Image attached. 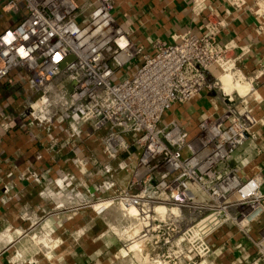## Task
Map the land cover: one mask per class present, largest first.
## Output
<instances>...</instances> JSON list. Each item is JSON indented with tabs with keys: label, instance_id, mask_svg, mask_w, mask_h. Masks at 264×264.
I'll return each mask as SVG.
<instances>
[{
	"label": "built area",
	"instance_id": "1",
	"mask_svg": "<svg viewBox=\"0 0 264 264\" xmlns=\"http://www.w3.org/2000/svg\"><path fill=\"white\" fill-rule=\"evenodd\" d=\"M224 1L232 7L246 2ZM250 1L260 26L264 0ZM112 2L94 0L79 8L74 0H0V82L24 88L22 113L30 120L49 124L65 114L75 136L84 124L85 137L100 132L107 158L101 170L110 176L98 187L113 191L89 203L66 192L67 202L76 198L96 214L117 204L148 237L151 264H194L208 254L214 232L229 225L246 234L264 213L260 176L241 177L229 163L252 123L233 110L232 99L225 97L223 111L189 128L164 119L172 104L210 88L211 68L244 82L234 42L216 38L225 25L218 19L204 24V34L186 31L172 41L154 40L144 50L117 23ZM204 2L193 0V11H202ZM130 148L136 157L125 187L118 189L111 161ZM73 163L84 168L88 160L74 156ZM258 231L247 264H264V221Z\"/></svg>",
	"mask_w": 264,
	"mask_h": 264
},
{
	"label": "crops",
	"instance_id": "2",
	"mask_svg": "<svg viewBox=\"0 0 264 264\" xmlns=\"http://www.w3.org/2000/svg\"><path fill=\"white\" fill-rule=\"evenodd\" d=\"M192 1L113 0L111 11L131 40L145 49L154 40L172 41L186 31L204 34L206 22L222 19L225 25L216 38L234 42L236 67L245 78L241 85H248L243 94L235 91L231 106L252 121L229 163L238 167L241 177L257 173L264 193V22L258 26L260 18L250 0L238 7L205 0L199 13ZM74 2L81 8L94 0ZM216 71L211 68L206 77L213 80ZM6 81L0 82V264H144L152 251L139 224L133 225L117 206L96 214L89 205H77L76 198L67 202L64 197L66 192L78 193L89 203L112 193L98 187L110 176L101 170L107 158L101 153L100 132L85 137L89 125L84 124L82 134L75 136L65 114L49 124L30 120L22 113L24 88ZM211 93L204 90L186 103L172 104L173 112L168 110L165 118L189 128L199 119L215 117L227 101ZM136 153L130 148L111 161L118 189L125 187ZM74 156L86 158L88 164L78 168ZM263 221L264 213L247 226L246 234L223 226L210 236L208 254L194 264H247L255 255L251 239ZM34 230L45 244L30 237Z\"/></svg>",
	"mask_w": 264,
	"mask_h": 264
},
{
	"label": "bare ground",
	"instance_id": "3",
	"mask_svg": "<svg viewBox=\"0 0 264 264\" xmlns=\"http://www.w3.org/2000/svg\"><path fill=\"white\" fill-rule=\"evenodd\" d=\"M228 76H232V74L230 72H221L220 73V79L218 78V81L220 83V89L222 90V92H224L225 94L231 93L232 90L237 91L239 94H243L247 91L248 89V85L246 84H242L240 82H238L237 80L233 79V87L231 86V82H230V78ZM106 202H102L100 205L98 206H102L105 205ZM94 208H97L98 206H96V204H94ZM124 209L128 212V214H134L135 210L132 206H126L124 207ZM157 211L162 213L163 212V208H157ZM136 232V231H135ZM134 232V233H135ZM136 235V234H135ZM37 242H42V240H39ZM138 247V246H137ZM140 248V247H139Z\"/></svg>",
	"mask_w": 264,
	"mask_h": 264
},
{
	"label": "rangeland",
	"instance_id": "4",
	"mask_svg": "<svg viewBox=\"0 0 264 264\" xmlns=\"http://www.w3.org/2000/svg\"><path fill=\"white\" fill-rule=\"evenodd\" d=\"M144 50H145V48H143ZM216 74H215V76L216 77H218L217 75L218 74H220L221 72H218V71H216L215 72ZM229 78H230V82H231V86L233 87V85H234V83H233V78L231 77V76H228ZM212 82V83H211ZM220 87V83H219V81H218V79H213V80H211L210 81V88H208V89H205L206 91H211L212 93H214L219 99L220 98H222V97H226V98H228V99H235V91L234 90H232L231 91V96H229L228 94H225L224 92H222L221 91V89L219 88ZM205 91V92H206ZM211 93V94H212ZM213 94V95H214ZM230 94V93H229ZM169 111H171V110H169ZM173 111H171V113H172ZM167 113H169V112H167ZM168 115V114H167ZM165 117V116H164ZM164 119H166V118H164ZM187 130H189V131H191V128L190 129H187ZM110 206H117L118 208H119V205H115V204H113V205H110ZM114 228V227H113ZM138 229V228H137ZM113 231H115V232H118V228H114V229H112ZM38 235H40V234H38V231H36V230H34V231H32V232H30V237H32L33 238V240H36V241H39V240H42L43 238H41V236H39L38 237ZM45 240H43V243L42 244H45V242H44ZM41 244V243H40ZM144 264H151V262H150V260H148V257L146 258V257H144ZM154 264V263H153Z\"/></svg>",
	"mask_w": 264,
	"mask_h": 264
},
{
	"label": "water",
	"instance_id": "5",
	"mask_svg": "<svg viewBox=\"0 0 264 264\" xmlns=\"http://www.w3.org/2000/svg\"><path fill=\"white\" fill-rule=\"evenodd\" d=\"M207 81H210V78L209 77H207Z\"/></svg>",
	"mask_w": 264,
	"mask_h": 264
}]
</instances>
